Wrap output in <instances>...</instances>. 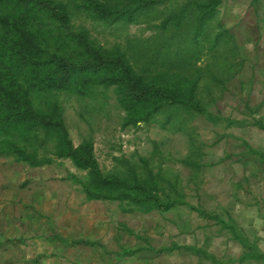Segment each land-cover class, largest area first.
<instances>
[{
    "label": "rangeland",
    "instance_id": "1",
    "mask_svg": "<svg viewBox=\"0 0 264 264\" xmlns=\"http://www.w3.org/2000/svg\"><path fill=\"white\" fill-rule=\"evenodd\" d=\"M184 1L160 4L126 27H104L72 9L71 21L101 45L124 49L138 68L145 57L161 54L164 42L184 46L186 36L169 37L158 27L161 16ZM219 32L215 49L193 65L197 98L205 106L202 114L178 113L166 125L165 115L158 114L148 124L122 129L123 112L112 88H97L89 97L58 93L56 99L72 142L91 140L103 171L122 174L125 167L115 162L120 158L141 173L139 158H144L173 182L183 200L217 214L242 240L186 206L144 213L117 201H88L69 179L71 174L83 178L85 172L68 159L31 167L0 156V170L5 171L0 190L8 189L13 179L17 185L21 181V203L11 204L13 211L21 207L20 219L0 210V244L14 249L8 254L16 259L22 255L23 264H29L33 247L42 254L38 264H211L184 249L195 246L225 264H264V165L257 154L264 153V128L255 124L264 123V0H221L208 25V41ZM41 138L39 134L32 141ZM52 145L51 140L38 145V153L49 154ZM163 186L165 196L174 195L173 187ZM15 226L24 240L12 244L4 237H13ZM50 235L68 243L48 240ZM73 239L98 246L72 245ZM174 243L180 249L161 252ZM127 249L135 251L124 254Z\"/></svg>",
    "mask_w": 264,
    "mask_h": 264
},
{
    "label": "trees",
    "instance_id": "2",
    "mask_svg": "<svg viewBox=\"0 0 264 264\" xmlns=\"http://www.w3.org/2000/svg\"><path fill=\"white\" fill-rule=\"evenodd\" d=\"M171 1L0 0V156H11L31 167L68 159L85 172L83 178L71 174L69 179L80 187L88 201H117L144 213L186 206L221 223L240 239L234 227L217 214L183 200L173 182L161 171H154L144 158H139L141 173L129 160L120 158L115 162L125 167L122 174L103 171L91 140L84 139L76 145L72 142L56 99L58 93L89 97L97 88H112L115 102L123 112L122 129L148 124L158 114L165 115L166 125L178 113H204L205 106L197 98L198 79L193 65L219 42L220 32L212 42L207 38L208 25L221 0H185L162 15L158 25L161 32L169 37L186 36L184 46L171 47L164 42L161 54L142 58L138 68L124 49L101 45L88 29L75 27L71 21L72 9L104 27H126ZM255 124L264 128L261 120ZM39 134L43 138L33 143ZM49 140L52 150L39 154L38 145ZM30 145L33 149L28 151ZM257 154L264 165V153ZM164 183L173 187V196H165ZM178 248L171 244L161 252ZM184 249L219 262L202 248ZM134 251L123 250L126 254Z\"/></svg>",
    "mask_w": 264,
    "mask_h": 264
},
{
    "label": "crops",
    "instance_id": "3",
    "mask_svg": "<svg viewBox=\"0 0 264 264\" xmlns=\"http://www.w3.org/2000/svg\"><path fill=\"white\" fill-rule=\"evenodd\" d=\"M4 173H5V171L3 172L2 170H0V175L2 177H3V175H5ZM9 182H10V185L8 186V189H5V190L2 189V190H0V195H1V199H0V203H1L0 204V210L10 211L11 213L13 212L12 215H11V218H14L15 216H17L18 219H20V214L19 213H20L21 207H19L18 209H16V210L13 211V207H11V204H13L15 201L16 202H19L17 205H20V203H21V195L22 194H21V192H19L20 190L18 189L19 185H21V181L18 182L19 185H17V183H16V181L14 179L12 181H9ZM33 194H35V192ZM33 200H34V203H36V200H37V196L36 195L33 198ZM6 217H8V215ZM19 229H20V227L18 228V227L15 226V232H16V234H14V236L11 237V238H9L8 236H7L8 238L4 237V240L6 239L7 242L12 243V244L15 243V242L16 243L22 242L24 240V238H23V235H21V233H19ZM236 234L238 235V233H236ZM35 236H36V234H35ZM46 238L48 240H51V241L52 240H55V241H58L60 243H68L65 238L60 237V236L58 237V236H54V235L51 236L50 235V236H47ZM59 239H61L62 241L59 240ZM73 240H76V239H73ZM73 240H70L69 243L71 241H73ZM77 240H85V241L88 242L86 244H80V245H88V246H93V245L95 246L96 245L92 241L87 240V239H77ZM0 241H2V240L0 239ZM32 241H33V243H36L37 238L32 239ZM30 243L32 244V242H30ZM72 245H75V244H72ZM76 245H78V244H76ZM176 245H178V244H176ZM96 246H98V245H96ZM30 248L31 247L29 245V249ZM163 248H167V247H163ZM33 249H34L33 251L30 250L32 252V254H31V258L29 259V264H38L37 258L39 256H41L42 254H38V251L36 250V248L33 247ZM160 249H162V248H160ZM178 249H180V248H178ZM178 249H176V250H178ZM0 250H1V252H0V264H23V261L26 262V260H24V259L22 260V255H19V257L16 259L11 254H8V250L14 251V249H12V248L9 249V248H6V246H3V244H0ZM148 250H150L152 252H156L157 251V249L156 248H153V247L149 248ZM124 254H126V253H124ZM238 261H240V260H238ZM47 262L44 261L42 263L43 264H46ZM26 264H28V263H26ZM211 264H225V262H222V261L220 262L219 261L217 263H214V262L211 261Z\"/></svg>",
    "mask_w": 264,
    "mask_h": 264
}]
</instances>
